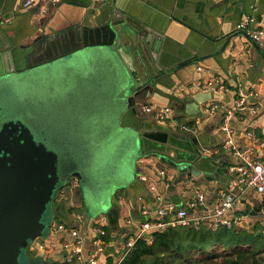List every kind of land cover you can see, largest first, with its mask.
<instances>
[{
    "label": "crops",
    "instance_id": "crops-1",
    "mask_svg": "<svg viewBox=\"0 0 264 264\" xmlns=\"http://www.w3.org/2000/svg\"><path fill=\"white\" fill-rule=\"evenodd\" d=\"M26 1L0 0V27L6 29L5 35L19 55L29 51L40 37L62 27L81 20L94 24L96 17L109 11L113 1L117 3L115 8L122 11L125 22L139 26L140 23H152L164 32L165 51L169 53L166 72L173 71V66L186 65L176 74L171 72L172 78L164 81L167 97L155 95L146 99L152 110L145 123L152 128L161 124L160 135L153 134L154 137H161L163 141L172 139V143L185 147L181 150L185 160L199 155V158H205L203 162L197 160L199 167L192 164L201 171L200 176L191 177L186 183V176L179 177L177 171L158 159L155 153H143L136 162L143 160L140 166L149 168L151 176L146 178L147 185L153 187L152 192L141 184L117 192L114 201L118 218L113 227L110 217L103 214L100 224L95 223L97 218L90 220L84 230L82 203L78 205L83 214L70 212L69 206L58 210L59 216L50 230L53 240L42 242L44 251L38 252L43 255V260L51 259L54 264H78L75 256L68 261V250L63 248L64 244L73 241L68 233L57 228L65 224L79 229L84 259L93 253L95 230L105 231L103 250L97 255L96 264H116L124 242L137 232L143 221L155 217L154 210L158 206L172 204L191 215H206L217 205L219 192L234 199L232 209L226 213L228 218L239 221L234 228L248 233L261 229L264 234V197L255 189L243 188L238 183L237 174L231 168L242 165L245 158L236 156L225 146V135L221 130L224 116L230 109L229 126L233 130L235 148L250 161L264 160V41L255 43L235 30L246 18L253 19V26L264 30V0H59L55 4L52 0H31L25 6ZM141 101L138 98L135 105L138 121L143 117L138 107ZM239 101H243L242 107L236 106ZM169 103L173 105L170 118L164 123L157 122L154 112L158 106ZM215 105L217 108L211 111ZM184 126L195 132L185 131ZM192 138L197 142L193 143ZM157 139H147L145 151L149 148L167 151V147H171L162 146L164 143ZM174 144L170 145L177 149L181 147ZM198 193L204 196V206L190 212L188 208ZM137 197L142 198L135 201ZM62 200L57 198L56 204ZM142 204L146 205L149 214L142 212ZM77 214L83 216L80 223L74 219ZM64 217L69 218V223L63 220Z\"/></svg>",
    "mask_w": 264,
    "mask_h": 264
},
{
    "label": "water",
    "instance_id": "water-1",
    "mask_svg": "<svg viewBox=\"0 0 264 264\" xmlns=\"http://www.w3.org/2000/svg\"><path fill=\"white\" fill-rule=\"evenodd\" d=\"M116 5V1H113L109 11L105 10L101 17H96L97 21L94 24L81 20L80 23L62 27L57 32L40 37L29 51H23L21 55L15 51L12 41L5 35L6 29L0 27V68L3 72L0 74V83H9L10 79L24 76L30 73L28 72L30 70L67 61L85 49H111L113 53L106 56V60L115 71L116 90L112 98L119 112L117 118L121 115L120 125L117 124L116 118L111 126L113 134H121L125 140L124 144L128 146L135 142L136 148H142L143 153H155L158 159L176 170L179 177L186 176L188 183L191 177L198 178L201 174V171L192 167V164L203 162L205 158H199V155L192 156L191 160H185L181 156L185 147L172 143V139L166 142L161 140V137L155 138L153 134L160 135L159 129L162 126L161 124H157L156 128L149 124L147 126L145 122L148 121L147 115L150 113L143 111L144 106L151 105L146 100L149 97L168 96L163 89L164 81L172 78V75L186 64L173 66L171 71L173 74L167 73L169 53L165 51L164 32L155 28L152 23H140L139 26L136 23L125 22L122 11L118 7L115 8ZM129 85L131 90L127 92ZM10 97L12 96L0 92V264H23L25 251L31 252L30 247L34 248L44 241L53 240L50 230L59 216L58 210L68 206L66 200L56 204L60 191L66 185L61 186V182L65 179L83 182V177L79 172H71V168L65 165L62 152L50 145L51 136L39 120L35 119L30 125L24 122L20 106L14 102L15 97L11 99ZM138 98L142 100L138 106L143 115L142 121L136 119L139 117L135 111ZM172 107L171 103L158 106L154 112L157 122H165L160 120L161 109L168 108L171 114ZM153 138L164 143L162 146L171 147H167V151L151 148L145 151V142ZM191 141L197 142L194 138ZM170 144L181 147L177 149ZM140 165L141 163L135 162L136 174L124 189L141 184L148 192H152L147 185L148 182L140 180L142 175L150 177L151 172L148 167ZM97 175L101 184L113 180L120 181L123 177L121 171L99 172ZM122 190L123 188L116 190L113 198ZM74 194L75 202L82 203L84 207L83 229L87 230L91 219L85 209L79 184L75 187ZM49 212L51 223L46 220ZM103 214L110 217L109 221L113 227L118 218V208L114 199L107 212L100 213L96 218ZM63 220L69 223L68 217H64ZM205 226L209 228L208 224ZM46 231L49 233L44 237ZM41 256L42 259L35 258L30 261L29 257H26L25 262L54 264L53 260H43V255Z\"/></svg>",
    "mask_w": 264,
    "mask_h": 264
},
{
    "label": "rangeland",
    "instance_id": "rangeland-1",
    "mask_svg": "<svg viewBox=\"0 0 264 264\" xmlns=\"http://www.w3.org/2000/svg\"><path fill=\"white\" fill-rule=\"evenodd\" d=\"M111 53V49H85L67 61L0 83V92L12 96L10 99L15 97L24 122L30 125L39 120L51 136L50 145L62 152L65 165L82 175L83 182L77 183L91 220L107 212L116 190L127 188L136 174L135 162L143 155L135 142L128 146L121 134L111 130L118 112L112 98L115 71L106 60ZM120 123L121 115L117 118ZM112 171H121L122 179L99 183L97 173ZM68 180H63L61 186ZM50 213L46 220L51 223ZM26 257L29 261L42 259L40 254L25 251L23 264Z\"/></svg>",
    "mask_w": 264,
    "mask_h": 264
},
{
    "label": "built area",
    "instance_id": "built-area-1",
    "mask_svg": "<svg viewBox=\"0 0 264 264\" xmlns=\"http://www.w3.org/2000/svg\"><path fill=\"white\" fill-rule=\"evenodd\" d=\"M59 0H52L53 3L58 2ZM31 3V0H27L25 3V6H28ZM253 19L246 18L245 20L241 21L237 24L235 27L236 32L243 33L247 37H249L253 42L260 43L264 41V30L263 29H257L253 26ZM243 101L237 102V107H242ZM217 106H213L210 108V110H215ZM152 110V105H146L143 107V111L145 113H149ZM169 109H161L160 112V120L168 119L169 115ZM232 116V111L229 109L227 110L224 119L223 124L221 126V130L223 131L225 135L224 144L227 148H230L234 154L238 157H244L245 159L241 158L243 160L242 165H239L238 167L231 168V170H234L237 174V180L240 186L243 188H252L255 189L256 192L264 197V160L263 161H250L246 157L244 153L238 152V150L235 148L233 144V130L229 126V120ZM185 131L195 132L194 129H189L187 127H183ZM139 163H143V160H139ZM160 176H163V173H159ZM140 180H146L145 175H142L140 177ZM77 186V179H71L69 180L66 185L63 187V189L60 191V195L58 198H62L63 200L67 201V204L69 208H82L80 205H78L74 197V191L75 187ZM149 189L152 191L153 187L149 186ZM142 197L138 198V201H140ZM233 197L231 195H227L223 192L218 193V202L215 206L214 210L210 214L206 215H191L188 214L187 210L185 209H178L172 204H169L167 206H158L154 210V218L153 219H147L143 221L137 232L132 235L129 239H127L124 242L122 254L119 260L116 264H120L122 260L133 250L134 245L137 240L140 238H144V236L148 235L151 232L156 231H162L167 226H170L172 224H178V225H193L195 228L199 227L200 225H209V228L216 229L218 227H226V228H234L237 227L239 224V221L234 218H228L226 216V213L232 209L233 206ZM204 196L203 194L198 193L195 198L192 200L189 210L190 212L194 210H198L199 208H203L204 206ZM83 210V209H82ZM142 212L144 214H149V211L145 204H142ZM82 213V212H80ZM83 214V213H82ZM170 215H174L172 218ZM170 216V217H169ZM83 216L81 214L74 215V219L77 222H81ZM102 218V217H101ZM95 223L98 225L101 223L100 216L95 220ZM55 225H53L54 227ZM58 230L68 233L70 237L73 239L71 243H66L63 245V248L67 251V259L68 261H71V258L75 256L77 258L78 264H96V257L99 253L103 250V237L106 235L105 231H103L100 228H97L95 231L96 237L93 242V253L88 259L83 258V248H82V238L79 233V229H75L72 227H69L65 224H60L57 226ZM79 228V226H77ZM31 252H42L44 251V245L43 243H40L36 245L34 248L30 247Z\"/></svg>",
    "mask_w": 264,
    "mask_h": 264
},
{
    "label": "trees",
    "instance_id": "trees-1",
    "mask_svg": "<svg viewBox=\"0 0 264 264\" xmlns=\"http://www.w3.org/2000/svg\"><path fill=\"white\" fill-rule=\"evenodd\" d=\"M74 211L82 209H70ZM263 256L261 229L248 233L221 226L213 229L172 224L137 240L120 264H264Z\"/></svg>",
    "mask_w": 264,
    "mask_h": 264
}]
</instances>
